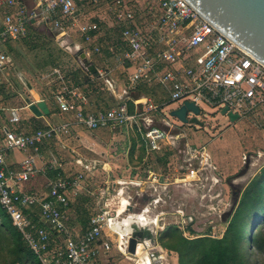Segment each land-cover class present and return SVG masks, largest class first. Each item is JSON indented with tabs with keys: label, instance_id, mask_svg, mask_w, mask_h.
Here are the masks:
<instances>
[{
	"label": "built area",
	"instance_id": "1",
	"mask_svg": "<svg viewBox=\"0 0 264 264\" xmlns=\"http://www.w3.org/2000/svg\"><path fill=\"white\" fill-rule=\"evenodd\" d=\"M99 7L107 8L112 17L109 27L118 33V42L124 48L114 53V62L126 71V91L132 92L140 84L159 85L168 90L170 103L192 102L200 111L227 108V112L239 117L264 106L263 63L186 0H33L28 7L21 0H0V10L6 11L0 18V74L12 64L6 46L27 37L33 27L47 28L56 38L74 32L82 40L85 56L100 53L99 24L76 19L80 9ZM69 94L71 91L62 88L53 99L61 112L72 115L71 120L33 132L2 128L0 207L39 264H100L101 255L113 248L127 252L129 236H120L115 229L128 206L119 214L122 202L114 210L102 204L89 218L83 233L74 235L69 229L70 201L81 194L86 175L96 163L86 165L83 171L46 179V194L28 192L23 184L37 172L40 147L70 136L75 128L96 131L125 127L144 134L147 149L152 151L165 134L157 128L143 130V111L130 112L126 101L115 108L90 113L77 104L79 99H68ZM149 108L156 110L151 105ZM10 116V123L20 121L16 109L10 110ZM260 126H264V120ZM10 151L24 154L18 169L7 166ZM53 167L50 162L46 170ZM28 209H38L42 225L23 212ZM114 234L115 240L111 238Z\"/></svg>",
	"mask_w": 264,
	"mask_h": 264
},
{
	"label": "rangeland",
	"instance_id": "2",
	"mask_svg": "<svg viewBox=\"0 0 264 264\" xmlns=\"http://www.w3.org/2000/svg\"><path fill=\"white\" fill-rule=\"evenodd\" d=\"M76 19L83 23L98 19L105 25L112 24L106 7L80 9ZM50 34L41 29L11 45L12 64L0 75L1 108L7 102L21 105L19 93L24 98L32 96L21 84L20 73L36 92L44 94L53 88L62 90L60 88L68 81L72 82L74 71L78 72L80 81L83 79L78 62L79 36L68 32L65 37L54 40ZM113 41L114 37L104 41L102 52L110 49ZM113 66L114 75L120 76L115 62L108 65ZM15 81L20 85V91L11 89ZM81 88L102 93V97L109 99V94L97 80L83 84ZM115 104V101L109 102V105ZM141 106L144 115L151 117L143 130L157 128L165 134L164 139L158 141L156 150H146L144 134L136 135L124 127L96 132L81 129L63 137L61 150L55 158L64 161L68 174L79 170L74 164L77 159L102 160L106 154L114 164L113 176L103 173L99 166L87 173L81 194L70 201L71 229L79 230L82 223L76 219L84 217L83 213L80 215L75 211V207L86 211L89 218L102 204H108L107 209L114 210L125 199L130 206L126 214L149 209L148 216L157 221L155 228L150 225L157 244L159 235L169 227L178 228L187 239L220 238L241 193L264 166V126H260L264 114L258 110L230 122L220 111L202 107L198 120L203 126H199L183 124L169 112ZM0 119H3L1 112ZM111 238L115 240L117 235ZM246 248L256 256L255 250L248 245ZM127 253L113 248L104 255L103 263L137 264L133 261L137 257ZM1 254L7 256L8 252ZM255 258L256 262L264 264V258ZM161 264H177V255L165 251Z\"/></svg>",
	"mask_w": 264,
	"mask_h": 264
},
{
	"label": "crops",
	"instance_id": "3",
	"mask_svg": "<svg viewBox=\"0 0 264 264\" xmlns=\"http://www.w3.org/2000/svg\"><path fill=\"white\" fill-rule=\"evenodd\" d=\"M21 1L27 7L31 6L33 3V0H21ZM5 12H6L5 10H0V18ZM90 22H94V23L99 24V27H100L99 32L100 33H99L98 38H97V43H99L101 46H102V43L104 41H106L109 38L112 39V37H114V41L111 45L112 49H111V51H110V49H106V50H103V52L101 50V52L98 54L94 53V54H90L88 56H85L86 59L95 66L97 73L94 75H90V74L86 73V71L82 67H80L79 69L83 73V79L80 81L79 85L74 86V85H72V82L68 81L67 85H64L63 87L60 88V89L67 88L68 91H71V94L66 96L68 99H71V100H78L79 99L78 100L79 102L77 101V104H79L85 112H90V113H95L97 111L115 108L122 101H126L128 104V107L130 104H132L133 110L136 109L139 112L144 110L141 105H145L147 107H149L151 105L155 109H159V111L162 113H165V112L168 113L172 109H175L181 105L180 102L170 103L168 90L159 86V85H154V86L150 85L149 86L146 84H140V86H138L139 88L137 87L138 90H134L132 92L126 91L125 87H124L125 86L126 71H122L120 68H118L120 70L119 71L120 76L117 77L114 75V72L116 71L115 67L114 66H113V68L108 67L109 64L111 65V62H112V64L114 62V56H115L114 53H118V52H121L124 50L123 46L121 44H119V42H118V33L115 30L111 29L109 27V25H105L104 23H102L98 19H93ZM41 29L46 30V31H50L47 28H43V27H33L30 35L37 34L38 31H41ZM50 35H51L50 37L52 39L59 40V39L65 37L67 34L61 38H56L54 36L53 32H51ZM29 36L9 43L6 46L8 53H9V46L10 45L15 44L19 41H23L24 39H27ZM78 40L81 44L80 45V53H83V51L85 50V47L82 44V42H81L82 40L80 37ZM102 48H103V46H102ZM9 55H10V53H9ZM10 57H11V55H10ZM79 63H81V62H79ZM8 70L9 69L4 71L3 73L7 72ZM3 73H1L0 75H2ZM93 80H97V81L101 82V85L103 86L104 91L109 94V99H107V98L105 99L104 97H102V95H101L102 93L98 94L97 92H95L93 90H91V91H88L86 89L82 90L81 86L83 84H87L88 82H92ZM21 84L24 85L23 82ZM10 87L15 92H16V90H19V91L21 90L20 85H18L16 83V81L13 82V85H11ZM25 89H27L26 86H25ZM58 91H61V90L55 89L53 91L46 92L51 97H45L44 93H39L38 91L36 92L35 89H33V87H32V91H31L32 96L29 98L31 103H36L39 100H43V101H45L47 108L49 110L48 115L43 116V117H35L29 111L28 105L25 103V98L22 97V94L19 93L18 94L19 99L22 102L21 105H13L10 102L9 103L7 102V104L4 108L0 107V112L3 115V119H0V121H1L0 122V133H1V130L3 127H6L9 130H12L15 132H20V131L21 132H33L37 129H44V128L48 127L49 125H52V124L62 123V122L71 120L72 115L70 113L61 112L57 103L53 99V95ZM72 94H73V96H72ZM111 101H115L116 104L114 106L109 105V102H111ZM152 102L155 104H153ZM11 109H16L18 111L20 121H18L16 123H10L9 122V119L11 117L10 116V110ZM154 111H156V110H154ZM259 111H260V113L264 114V107H261L259 109ZM201 112H203V110H201L200 113ZM189 117H191V116L189 115ZM149 118H151V117L144 115V118L141 120V125L145 127V124ZM198 118H199V116L197 117V119ZM60 119H62V120H60ZM200 123H202V122H200ZM8 125L11 128H9ZM199 126H203V123ZM117 128H121V127H117ZM117 128L101 129V130H96V131H113ZM125 129L127 130L128 128H125ZM80 130H81L80 128H75L73 131H80ZM82 130H84V129H82ZM96 131H89V132H96ZM127 131H129V129ZM131 133L139 135V133H137L135 130H131ZM1 137H2V133L0 134V139H1ZM62 139L63 138H61L60 140H51V141L45 142L43 145H41V147L39 149V156L36 158V170H37V172L34 174L33 177L30 178V180L27 183L23 184L24 190H26L28 192L36 191V192H39L41 194H46L47 193V189L45 187L46 179H49V178L54 179V178H56L57 174L69 175L66 171V166H65L64 161L55 158L61 150V147H62L61 145L63 142ZM64 139H66V138H64ZM146 150H148V149H146ZM102 154H105V153H102ZM23 157H24L23 153H20L17 151L8 152L7 157H6L7 166L9 168H12V169H18V167H19L18 164L23 159ZM107 157L108 156L105 154V155H103L102 160L77 159L76 161H74L75 162L74 164L79 167V170H77V171H80V169H84V167L86 165H89L92 162H95L96 166L93 169V171H95L97 169V167L99 166L103 173H106L109 176L111 174V176H113L114 175V164H113L112 160L107 158ZM50 162L54 163V167L52 170H46L47 164H49ZM40 171H42L43 173ZM74 173H76V172H74ZM150 173L152 174V172H150ZM71 174H73V173H71ZM147 177H149V176H147ZM123 200H125V199H123ZM123 200H122V202H123ZM126 204H128L127 201H126L125 205ZM145 209H147V208H145ZM70 210L71 209H69V212H70ZM131 210H132V207H131ZM143 210L144 209H142L141 212ZM27 211H29V216L31 217V219H33L38 225H42V222L40 221V218H39L38 209H28ZM32 214H35V216H33ZM69 218H70V215H69ZM76 221L80 222L78 220V218L76 219ZM156 226H157V221L155 219V227ZM71 228L72 227H71V220H70L69 229L72 233L75 232ZM84 230L85 229H83L81 226V228L79 230H76L74 235H80L83 233ZM164 251L169 252V253H174V252L168 251L166 249H164ZM104 255H107V254H104ZM104 255H101V257L103 256L102 258L100 257V264H104L103 259L106 257V256L104 257ZM139 259L140 258H136L133 261H136L137 264H145L144 262L140 263ZM177 264H178V256H177Z\"/></svg>",
	"mask_w": 264,
	"mask_h": 264
},
{
	"label": "trees",
	"instance_id": "4",
	"mask_svg": "<svg viewBox=\"0 0 264 264\" xmlns=\"http://www.w3.org/2000/svg\"><path fill=\"white\" fill-rule=\"evenodd\" d=\"M31 32L32 28L29 35ZM9 50L11 51V45ZM71 74L72 85H79L78 72L74 71ZM44 96L51 97L49 94ZM128 110L133 111L132 104ZM75 209L80 215L84 214V217H79L78 220L85 229L90 217L88 218L86 211L81 208ZM23 212L29 214L27 210ZM158 241L163 249L177 254L178 264H259L255 257L264 258V166L241 193L220 238L199 236L187 239L178 228L169 227L159 235ZM247 245L255 250L256 256L248 251ZM3 251L8 252L7 256L1 254ZM0 264H39L37 258L21 241L19 233L1 207Z\"/></svg>",
	"mask_w": 264,
	"mask_h": 264
},
{
	"label": "water",
	"instance_id": "5",
	"mask_svg": "<svg viewBox=\"0 0 264 264\" xmlns=\"http://www.w3.org/2000/svg\"><path fill=\"white\" fill-rule=\"evenodd\" d=\"M202 17L209 21L218 30L237 43L243 50L264 63V0H186ZM81 67L90 75L97 73L95 66L89 62L84 53H79ZM20 79L29 91L32 87L20 74ZM29 111L35 117L48 115L49 110L45 101L39 100L31 103L25 98ZM230 122L239 119V115L227 112V108L220 111ZM200 110L192 102H184L169 112V115L183 124L196 123L201 125L197 117ZM189 115L191 117H189ZM163 182V181H162ZM129 209V207H128ZM130 210V209H129ZM129 231L127 252L130 255L140 256L144 253L152 264H161L164 249L156 243L150 227L138 228L133 224ZM147 247V248H146Z\"/></svg>",
	"mask_w": 264,
	"mask_h": 264
},
{
	"label": "flooded vegetation",
	"instance_id": "6",
	"mask_svg": "<svg viewBox=\"0 0 264 264\" xmlns=\"http://www.w3.org/2000/svg\"><path fill=\"white\" fill-rule=\"evenodd\" d=\"M129 205V204H128ZM130 207V206H129ZM129 211V209H128ZM149 209H144L143 212L135 213V215L125 214L122 220L119 221V224L126 225L127 227H123L128 229L130 225L136 224L139 228L143 227H151L154 228V219L148 216Z\"/></svg>",
	"mask_w": 264,
	"mask_h": 264
},
{
	"label": "bare ground",
	"instance_id": "7",
	"mask_svg": "<svg viewBox=\"0 0 264 264\" xmlns=\"http://www.w3.org/2000/svg\"><path fill=\"white\" fill-rule=\"evenodd\" d=\"M263 65H264V63H263ZM125 203H126V201L123 200V202H122V206H121V209H120V211H119V214L123 212V208H124V206H128V207H129V205H128V204L125 205ZM125 214H126V213H125ZM125 214H124L123 216H121V217L118 218L119 221H120L121 219H123V217L125 216ZM122 224H123V222H122ZM122 224H119V223H118L117 226H116L117 229H115V230H116L117 233H119L120 236H125L126 233L129 234V231H126V233H124L123 231H122V232L119 231V228H121V229H125V228H123V227H127L126 225H122ZM130 226H131V225H130ZM138 228H139V227H138ZM154 228H155V219H154ZM127 230H129V227H128ZM136 257H137V258H140V259H139L140 263H142V262H144L145 264H150V263H151L149 257L146 255V253H144V254H142V255H140V256H136ZM151 264H152V263H151Z\"/></svg>",
	"mask_w": 264,
	"mask_h": 264
}]
</instances>
